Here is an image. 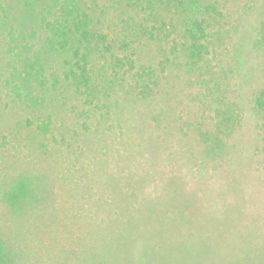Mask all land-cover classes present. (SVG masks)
Segmentation results:
<instances>
[{"label": "rangeland", "instance_id": "obj_1", "mask_svg": "<svg viewBox=\"0 0 264 264\" xmlns=\"http://www.w3.org/2000/svg\"><path fill=\"white\" fill-rule=\"evenodd\" d=\"M41 1L0 0V232L16 263L264 264V0L239 3L237 29L209 56L212 78L190 77L195 58L179 32L187 0H158L155 43L131 41L121 16L104 23L93 0ZM31 8L48 11L28 20ZM28 93L45 101L41 115L21 101ZM150 108L167 116L154 120ZM70 110L78 119L62 139L55 127ZM44 124L57 144L42 138ZM223 126L230 151L216 180L226 187L206 207L219 194L199 178L215 170L188 147L199 156L196 127ZM22 177L46 190L24 214L3 202Z\"/></svg>", "mask_w": 264, "mask_h": 264}, {"label": "trees", "instance_id": "obj_2", "mask_svg": "<svg viewBox=\"0 0 264 264\" xmlns=\"http://www.w3.org/2000/svg\"><path fill=\"white\" fill-rule=\"evenodd\" d=\"M243 0H187L186 3L184 2L182 5H184L183 14L180 16V27L179 32H183L182 36L185 44L187 45L185 54H194V66L196 70H192L190 73V77L194 75L193 71L197 74L202 75L203 73H206L208 77L212 78L215 74V70L212 67L213 60L209 59L210 55H213L217 50L222 51L223 50V40H225L229 34L228 30L230 31V34L233 32V30H236V27L232 26V22L235 19V16L239 14V9H237L239 3L241 4ZM39 3V7H43V1L36 0V3ZM94 4H96V8H100L101 15L104 18V23L107 22L110 16H121V19L123 18L125 20V24L127 28L129 29L128 32L131 34V41H141V38H146L152 43H155L154 40L157 41L152 35V33L157 29L156 27H160L159 23V16L156 14V11H158V0H93ZM30 8V7H29ZM1 10L4 12V9L1 7ZM29 12H27V18L29 20V17L31 14H33V18L37 19L40 17L44 12L45 9H40L36 12V9L31 8ZM48 11V10H47ZM46 11V12H47ZM71 11V10H70ZM69 10H65V13H69ZM45 12V13H46ZM74 13V11H72ZM6 15V14H4ZM89 18H87V24H88ZM123 20V21H124ZM75 23L74 27H78L79 25ZM5 26V22H3L0 25V28H3ZM231 27V28H230ZM74 31V28L71 32ZM70 32V33H71ZM70 36H72V41L75 36L69 34L68 37H66V43L67 45L70 43ZM129 38V37H128ZM80 40H88L91 39V36H87L85 31L82 30V33L79 37ZM64 45L65 44H59V47L56 49V51L60 53L68 54L70 51H64ZM55 51V52H56ZM208 59H207V58ZM206 58V61L205 59ZM29 65L32 64V62H27ZM209 63V64H208ZM203 65L204 67L200 66ZM41 67V65H40ZM206 67V68H205ZM152 70H147L143 74L146 76H149L151 78ZM32 81L36 82V86H40V80L38 76L33 75L31 73L28 75ZM157 78V76H154ZM153 77V78H154ZM202 80V79H201ZM207 80V78L205 79ZM204 80V81H205ZM160 80L153 81L159 83ZM31 82V81H28ZM46 82V81H45ZM44 84V82L42 81ZM7 84V81H6ZM149 85H143L144 87L150 86ZM218 85V84H216ZM4 88V87H3ZM149 88V87H148ZM147 88V89H148ZM12 89H16L15 86H12ZM134 86L128 87V92L131 90H134ZM145 89V90H147ZM27 91V88H26ZM145 92V91H144ZM142 93L143 97L142 100H144L146 103L149 104L150 107H154V103L158 101L157 98H154L155 96H152L151 92ZM264 93V92H263ZM163 96L165 99H169L171 94H168L167 92H163ZM164 99V100H165ZM24 102H27V107L31 110H34L37 115H41L42 112L46 110L45 101L42 102L41 105L37 106L38 104V98L31 97L28 93L27 96L21 100ZM166 101V100H165ZM30 103V104H29ZM172 109V107L170 106ZM166 109V108H165ZM162 109L157 115H153V110L151 108L149 109V112H146L145 115H151L152 118L158 119V117H165L167 116L166 113L168 110ZM124 109L122 108L121 111ZM164 110V111H163ZM173 110V109H172ZM163 111V112H162ZM175 109L173 110L174 113ZM172 113V115H173ZM109 113H107L108 115ZM64 117L62 126L55 127L57 131H60V134L63 139V132L70 131L71 127L69 125L74 126V123L76 124L78 115L73 112L72 110L68 111L63 115ZM230 118V112H225V121L229 120ZM67 119V120H66ZM155 123V122H154ZM204 126V125H203ZM202 126V127H203ZM197 128V133L199 136L198 142L201 146V150L199 153V156H196L194 153V149L192 147H188V154L191 153L193 156L192 159L197 161L200 159L201 162H203L201 165H204L207 168L214 169L215 172L213 173L216 178H210L208 176H202L199 178V180H203L202 182L209 185L210 190L209 194L213 195V192L216 194H219L213 201H208L209 204L206 207H212L214 206V203L221 200L220 198H223V188H225V184L220 179L216 180L217 178L223 176L222 169H224V165L227 164L228 161H226V155L230 151V148L227 146V142L225 141L226 137V130H228V126H223L221 131L219 129H216V131H209L205 130V128ZM41 131L43 133L42 138L47 139L50 135L51 140H53L56 144L58 143V138L55 135V130L51 128V126H46L45 124L42 125ZM87 133V132H86ZM169 134V133H167ZM180 134L181 136H185V131L183 129H178L177 127H171L170 128V134ZM189 134V133H188ZM188 136V135H186ZM64 143L61 146H67L70 147L72 143H65V140H62ZM76 141V140H75ZM163 148H165L163 146ZM166 149V148H165ZM207 170V169H206ZM207 180H210L208 182ZM216 180V181H215ZM203 185V184H202ZM44 185L40 184L37 179L27 178L25 179L22 177L12 188L9 190V192H6L4 194L3 202L8 205V203L12 206V209L18 213L24 214L26 211L32 212L29 208L32 206H35L43 201L45 199V189ZM220 187L222 194L217 190ZM2 189V188H1ZM11 195V197L9 196ZM8 198V199H7ZM15 206V207H13ZM6 236V237H5ZM3 236L0 232V264H17L16 260L18 259L19 254L18 252L13 249V245L16 246L12 240L11 237L5 235ZM8 237V238H7ZM204 254H207V251L205 250V247L200 249ZM19 264V263H18Z\"/></svg>", "mask_w": 264, "mask_h": 264}]
</instances>
